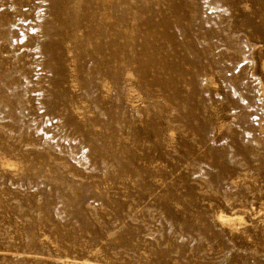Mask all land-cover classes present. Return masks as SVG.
I'll return each mask as SVG.
<instances>
[{"label":"rangeland","instance_id":"1","mask_svg":"<svg viewBox=\"0 0 264 264\" xmlns=\"http://www.w3.org/2000/svg\"><path fill=\"white\" fill-rule=\"evenodd\" d=\"M0 264H264V0H0Z\"/></svg>","mask_w":264,"mask_h":264},{"label":"bare ground","instance_id":"2","mask_svg":"<svg viewBox=\"0 0 264 264\" xmlns=\"http://www.w3.org/2000/svg\"><path fill=\"white\" fill-rule=\"evenodd\" d=\"M43 1V0H42ZM146 1V0H145ZM135 2V1H134ZM219 4V3H218ZM78 6V5H77ZM205 9V8H204ZM74 10H75V8H74ZM134 10V9H133ZM78 11V10H77ZM131 11V10H130ZM192 12V11H191ZM75 13V12H74ZM134 14V13H133ZM136 14V13H135ZM91 17V16H90ZM109 17V16H108ZM146 17V16H145ZM39 20V19H38ZM185 22V21H184ZM214 22V21H213ZM212 22V23H213ZM35 23V22H34ZM134 23H135V20H134ZM22 32V31H21ZM81 32V31H80ZM7 34V33H6ZM13 40H14V38H13ZM22 41V40H21ZM97 41H98V39H97ZM13 43V42H12ZM217 51V50H216ZM68 53V52H67ZM18 64V63H17ZM16 64V65H17ZM74 64V63H73ZM92 64V63H91ZM263 64V63H262ZM31 65V64H30ZM32 66V65H31ZM263 67V66H262ZM152 69V68H151ZM137 71V70H136ZM9 72V71H8ZM19 72V71H18ZM154 73V72H153ZM93 75V74H92ZM98 76V75H97ZM209 77V76H208ZM90 78H91V76H90ZM92 79V78H91ZM206 79V78H205ZM147 81V80H146ZM71 82V81H70ZM127 83V82H126ZM73 84V83H72ZM104 84V83H103ZM66 85V84H65ZM75 85V84H74ZM80 86V85H79ZM101 86H103V85H101ZM123 87V86H122ZM139 87V86H138ZM107 88V87H106ZM109 88V87H108ZM129 88V87H128ZM127 88V89H128ZM29 89V88H28ZM107 91V90H106ZM105 92V91H104ZM138 92V91H137ZM146 92V91H145ZM148 93V92H147ZM233 93V92H232ZM24 94V93H23ZM108 94V93H107ZM110 94V93H109ZM102 96V95H101ZM107 96V95H106ZM136 97V96H135ZM5 98V97H4ZM108 98V97H107ZM126 99V98H125ZM19 100V99H18ZM93 100V99H92ZM70 103V102H69ZM72 105V104H71ZM76 105V104H75ZM131 105V104H130ZM5 108V107H4ZM135 109V108H134ZM116 111V110H115ZM16 114V113H15ZM122 116V115H121ZM111 121V120H110ZM234 121V120H233ZM133 123V122H132ZM102 124H103V122H102ZM115 125V124H114ZM3 126V125H2ZM99 127V126H98ZM263 129V128H262ZM260 131V130H259ZM187 133V132H186ZM248 133V132H247ZM248 135V134H247ZM249 136V135H248ZM100 137V136H99ZM122 140V139H121ZM192 141V140H191ZM32 144V143H31ZM111 145V144H110ZM143 145V144H142ZM39 146V145H38ZM109 147V146H108ZM37 148V147H36ZM55 149V148H54ZM233 150V149H232ZM84 153V152H83ZM20 158V157H19ZM72 159V158H71ZM102 159V158H101ZM3 162V161H2ZM59 162V161H58ZM77 163V162H76ZM7 164H10V162H8ZM6 164V165H7ZM122 164V163H121ZM4 165V164H3ZM102 165V164H101ZM124 165V164H123ZM9 166V165H8ZM16 166H18L17 164H16ZM15 166V167H16ZM103 166V165H102ZM107 166V165H106ZM117 166V165H116ZM86 167V166H85ZM66 169V168H65ZM125 169V168H124ZM16 170V169H15ZM22 170V169H21ZM138 170V169H137ZM118 171V170H117ZM203 171V170H202ZM135 172V171H134ZM18 173V172H17ZM70 173V172H69ZM68 173V174H69ZM119 173H120V171H119ZM74 176V175H73ZM78 178V177H77ZM96 185V184H95ZM66 199V198H65ZM177 202V201H176ZM89 204V203H88ZM161 215V214H160ZM219 219L221 220V221H223L225 224L227 223V224H231V223H234V222H237V221H240V223H241V221L243 220V217H241V216H238V215H234V216H231V215H227V214H221L220 216H219ZM243 223V222H242ZM229 224V225H230ZM170 227H172V226H170ZM33 244V243H32ZM91 250H93V249H91ZM87 262H88V260H87ZM87 262H85V263H87Z\"/></svg>","mask_w":264,"mask_h":264}]
</instances>
